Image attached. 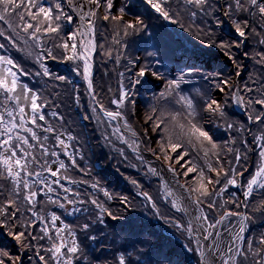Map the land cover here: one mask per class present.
Returning a JSON list of instances; mask_svg holds the SVG:
<instances>
[{"label": "snow or ice", "instance_id": "obj_1", "mask_svg": "<svg viewBox=\"0 0 264 264\" xmlns=\"http://www.w3.org/2000/svg\"><path fill=\"white\" fill-rule=\"evenodd\" d=\"M144 2L156 15L129 20L123 8L112 13L113 0H0V264H185L173 261L139 218L125 215L134 207L128 196L69 175L70 168L83 171L76 156L84 157L57 111L66 77L54 75L48 61L82 75L91 113L83 119L104 128L111 151L128 159L118 146L126 145L143 167L146 149L167 165L171 182L151 164L146 172L159 178L164 214L140 183L125 179L154 217L185 239L195 264H264V0ZM157 19L197 43L173 49L160 38L142 63L127 58V76L118 70L125 53L117 51V87L107 88L106 105L92 61L97 49L108 59L113 49L107 36L98 43V25H111V44L126 49L123 38L145 33L146 20ZM170 63L182 64L171 78L160 70ZM36 77L39 89L22 82ZM194 82L202 87L185 93L182 86ZM141 89L152 93L142 119ZM75 93L79 105V88Z\"/></svg>", "mask_w": 264, "mask_h": 264}, {"label": "trees", "instance_id": "obj_2", "mask_svg": "<svg viewBox=\"0 0 264 264\" xmlns=\"http://www.w3.org/2000/svg\"><path fill=\"white\" fill-rule=\"evenodd\" d=\"M132 11L133 10H129V12H132ZM152 22H154V21H152ZM168 26H169L170 30L181 35L180 33H178L174 29L175 25L172 26L171 24H169ZM106 32H108V33H105V35L103 36V41H104L105 36H107V38L109 40H111L112 31L108 30ZM136 36H139V35H136ZM134 37H135V35H134ZM129 40L130 39H128L125 43L129 44L128 43ZM104 43H105V41H104ZM133 46H135V51H134V53L131 51L132 54H129L130 55L129 57H133V58L137 57L135 55L137 51L145 50L147 48L145 45H142L141 43H139V41L138 42L136 41L132 44V49H133ZM127 58L122 60L120 66H122L123 70H121L119 68L118 69L119 71H125L126 72L124 65L127 63ZM114 60L115 59L112 57L109 61L104 62V63H102L101 60L93 61V63L95 64V73H94V80H93L94 86L96 88V91L99 93L102 101L106 105H107V101H108L109 96L103 97L101 95V93L97 89V83H98V80H102V83L105 82L106 84L116 85V83H117L116 81L118 79L117 74H116L117 69L115 71L116 75L115 74H109V72L106 73L105 71L101 70L102 64L104 66H107L108 63H110L111 61H114ZM81 72H82V68H81ZM127 75H129V73L126 72V76ZM95 77H96V82H95ZM77 84L81 86V87H79V96L81 97V102L79 105H77L75 100H74V96L76 95L75 88H78ZM85 89H86V84L83 81L82 75H79L78 83L75 84L71 81V84H69V89H68V93L70 95V101L69 102H68V100H69L68 97L64 98V95L66 92L65 89L62 88L61 90H59V92H61V96H60L58 102L61 103L62 106L59 109H57V111L61 114L66 109L68 104H70V131H74V133L77 137L79 136V132H81L82 130L85 131V138H87L88 147H90L92 151H96V156L98 157V159L93 161V163H99L101 166H103V169H102L103 173H97V171L93 167V165L91 167L93 171H95L97 174L100 175V179L105 180V181L99 182L100 185L103 187V183H106L104 188H106L109 192L114 193V194L128 196L129 199L133 201L134 207L131 209H128L125 212V215H132L134 217L136 216L142 222V219H144L143 214H144L145 210L147 209L143 203L144 200L135 195L136 189L129 182V179H125V177L130 178V176H134V173L124 163L118 164L115 161V157L113 155H111L110 147L105 144L103 137L101 136V133L104 131V128L99 126L94 121H91V120L86 121L83 119L84 115H91V113L89 111L90 98L86 94ZM148 94H152V93L148 92L147 95H144V98H143L144 102L148 101L147 100V98L149 97ZM144 104L146 107H148V102H146ZM48 111L49 110H46V112H48ZM74 119H75V121H77L76 126L72 124V121H74ZM74 146L80 147L82 149L83 157H84V159H86V149H85V146L83 145V142L82 143L80 142L79 145H74ZM95 147L98 148L99 151H97ZM76 158H77L79 167H84L86 160H84V159L81 160L79 156H76ZM70 176L75 180L82 179V178L78 177L76 174H74L71 170H70ZM147 178L150 179L149 175H147ZM137 179H138L137 182L140 183L143 186V188L147 189L146 188V182L147 181H146L145 176H143L140 173L138 175ZM100 198L103 199L102 196H100ZM110 206L114 210H119L123 207L122 205H119L118 203H113ZM75 222L76 221H75L74 217L70 218V223L74 224ZM144 222L146 223L145 225L147 227V230L151 231L155 234V239L157 240V242L165 241V243L169 244L172 249L179 248L178 243H175V241H174L175 239H173L171 235L164 234L163 232H160L157 229H154V228H158V227H168L167 224H165L161 221H158L156 223H152L151 221L145 220V219H144ZM109 223H112V222L109 221ZM152 230H155V231H152ZM179 258L183 259L185 261V264H186L185 258H188V257H184V254L182 253ZM190 258L192 261H193V259L196 260V257L194 256V254H192V256ZM172 259H173V261H175V259H177V258H172Z\"/></svg>", "mask_w": 264, "mask_h": 264}, {"label": "rangeland", "instance_id": "obj_3", "mask_svg": "<svg viewBox=\"0 0 264 264\" xmlns=\"http://www.w3.org/2000/svg\"><path fill=\"white\" fill-rule=\"evenodd\" d=\"M113 1H115V0H113ZM139 3V4H138ZM140 4H143V5H147V4H145V2H144V0H120V2H119V4H118V6H116L115 4H114V7H113V9H112V13L114 14V15H118L119 14V9H121V8H123L124 9V11L125 10H128V9H134L135 7L136 8H139L140 6ZM144 9H146V7H143ZM137 11H140V12H145V11H141V10H137ZM150 11H152L149 7H148V5H147V12H149L150 13ZM142 15V14H141ZM125 16L126 17H129V18H133L135 15H132V14H129V13H127L126 11H125ZM150 28H151V25H149V27H148V30L147 31H149L150 30ZM175 28L177 29V30H179V27L178 26H176L175 25ZM108 30H111V25H108V26H106V27H100L99 25H98V28H97V41H98V43H104V41H103V36L105 35V33H108V32H106V31H108ZM146 31V32H147ZM143 34V33H142ZM145 34V33H144ZM134 35H130L129 37H127V38H123L124 39V42H126L128 39H130L129 41H128V43L129 44H126L127 45V47H126V49L125 48H123V47H120V46H116V45H112L111 44V40H109V39H107V46H109V47H111L112 49H113V51H112V57L115 59V57H116V54H117V51H119V52H121V53H125V56H124V59H126L127 57H129L130 55L129 54H132V52H133V49H132V47H131V45L134 43V42H138L139 41V43H141L142 45H148V47H149V51H151L152 50V48H151V43H149V41L151 40V38H152V35H151V33L150 34H148V35H146V36H141V37H139L138 39H137V37L135 36L134 38ZM151 37V38H150ZM136 39V40H135ZM185 39L188 41V43H185V45L187 44L189 47H191V44H195V43H197L194 39H193V37H191V36H189L187 33H185ZM189 42H191V43H189ZM178 45V44H177ZM173 46V47H171V48H173V49H175V48H178L179 46ZM181 48V47H180ZM132 49V50H131ZM98 51H100L99 49H97ZM132 51V52H131ZM134 53V52H133ZM140 53H141V57H142V60H144V58L146 57V55H147V52H145V51H140ZM12 55L15 57V58H17V60H18V62L20 61V59H21V57L19 56V54H17V53H15L14 51L12 52ZM136 55V54H135ZM123 59V60H124ZM98 60H101V62L102 63H104V62H107V61H109L110 59H108L107 57H102V56H100L99 55V52L97 53V57L95 58V61H98ZM50 68V67H49ZM121 70H123V68H122V66H120L119 67ZM101 70H103V71H105L106 73L107 72H109V74H115L116 72V67H115V60L114 61H111L110 63H108V65L107 66H104L103 64H102V69ZM54 75H56V74H54ZM116 75V74H115ZM66 77V76H65ZM27 80H28V82H30L32 85H34V88H36L37 89V87L38 86H41L42 85V80H41V78H39V77H36V78H33V79H30V78H27ZM93 80H94V78H93ZM67 81H70V77H66V82L65 83H63V84H61L60 85V87L57 89V91H59V90H61L62 88L63 89H65V95H64V98L65 97H68L69 98V100H68V102L70 101V95H69V93H68V89H69V83H67ZM95 82H96V77H95ZM117 82V81H116ZM51 83H59V82H56V81H52ZM77 83H78V81H77ZM77 86H78V88L79 87H81L80 85H78L77 84ZM109 86H111L112 87V89L115 91V89H116V87H117V83H116V85H111V84H106L105 82L104 83H102V80H98V83H97V89H98V91L101 93V95L103 96V97H107V96H109L110 94L107 92V88L109 87ZM198 87H202V85H190V86H187V85H183L182 86V88L184 89V91H185V93H187V92H190V91H192L194 88H198ZM42 94H44V93H42ZM143 97H144V93L141 91L140 92V95L138 96V97H136V98H139V99H141L139 102H141V104H142V106L141 105H139V107H140V115H141V119L143 118V114H144V111L148 108V107H146L145 106V104L144 103H146V102H148V101H143ZM140 104V103H139ZM46 110H51V108L49 107L48 109H46ZM64 112L66 113V121H65V124H64V127L67 129V130H69L70 131V104H68V106L66 107V109L64 110ZM49 118L51 117V116H48ZM53 118V117H52ZM72 124L73 125H77V121H75V119H74V121H72ZM114 126V125H113ZM111 130L109 129V132H110ZM78 138H79V140H80V142L82 143L83 142V145L85 146V149H86V163H87V165L86 166H84V167H81V169H83V171H79V172H77V171H75V170H73L72 172L74 173V174H76L78 177H80V178H82L83 180H86V181H88L89 183H92V182H96V181H99L100 182V180H99V178H97L96 176H95V174H94V172H93V170H92V168H91V166H92V164H93V161H95V160H97L98 159V157L96 156V151H92L91 150V148L90 147H88V141H87V138H85V131L84 130H82L81 132H79V136H78ZM113 140H115V137H113ZM119 147H122V148H124V150H125V152H126V154H127V157H128V159H124V158H122V157H120L116 152H114V151H111V149H110V151H111V155H113L114 157H115V161L118 163V164H122V163H124L126 166H128L129 168H130V170L134 173V176H130V179H135L136 181L138 180L137 179V177H138V175L141 173V174H143L144 172H147V163L145 164V167L143 168V167H141L140 166V163H137V160L135 159V158H133L128 152H127V149L123 146V145H118ZM96 148V147H95ZM96 150L97 151H99L98 150V148H96ZM132 150V149H131ZM144 151H145V149H144ZM133 165H135V166H133ZM160 172V171H159ZM85 173H87V175H85ZM69 175H70V172H69ZM160 175H161V173H160ZM162 176V175H161ZM149 177H150V179H148L147 178V176H145V178H146V188L148 189H145V188H143V190L144 191H147V192H149L152 196H153V198L156 200V203L158 204V206H160V208H161V213L162 214H164L165 213V209L168 207L167 205H165L164 204V202H163V196H162V194L159 192V190H158V188H159V180H158V178L157 177H152V176H150L149 175ZM181 180L183 181V178H181ZM68 187H70V185H67ZM85 186H87V185H85ZM88 187V186H87ZM103 187H104V185H103ZM91 189V188H90ZM136 193V192H135ZM238 194V193H237ZM100 196H102V194H100ZM103 197V196H102ZM140 198V197H139ZM225 198H227V195H226V197ZM142 199V198H141ZM143 203H144V205H145V207L147 208L146 210H145V212H144V214H143V218L145 219V220H149V221H151L152 223H156V222H158V221H161V222H163V223H165V224H167L166 222H165V220H163V219H157V218H155L154 217V215L152 214V211H151V206L150 205H147L146 204V202L145 201H143ZM147 211V212H146ZM144 219H142V220H144ZM168 225V224H167ZM158 229H160L161 231H163L164 233H166V234H169V235H171L172 236V238L173 239H176V240H174L175 242H177L178 243V245H179V248L177 249V248H175V250L181 255L182 254V252H184L185 250L183 249V244L185 243V240H184V238H182L181 236H179L172 228H169V227H160V228H158ZM260 229H259V227L258 226H254V231H259ZM189 254V253H188ZM190 254H192V253H190ZM188 261V263L187 264H195V261L196 260H194L193 259V261H194V263H193V261H190L189 259H187Z\"/></svg>", "mask_w": 264, "mask_h": 264}, {"label": "water", "instance_id": "obj_4", "mask_svg": "<svg viewBox=\"0 0 264 264\" xmlns=\"http://www.w3.org/2000/svg\"><path fill=\"white\" fill-rule=\"evenodd\" d=\"M116 122V121H115ZM116 124H117V122H116ZM160 165L162 166V168H163V170H164V172H165V178L168 180V179H172L171 177H170V175H168V172H167V169L165 168V166H163L161 163H160ZM170 182H171V180H170Z\"/></svg>", "mask_w": 264, "mask_h": 264}, {"label": "bare ground", "instance_id": "obj_5", "mask_svg": "<svg viewBox=\"0 0 264 264\" xmlns=\"http://www.w3.org/2000/svg\"><path fill=\"white\" fill-rule=\"evenodd\" d=\"M116 1H118V2H119L120 0H116Z\"/></svg>", "mask_w": 264, "mask_h": 264}]
</instances>
